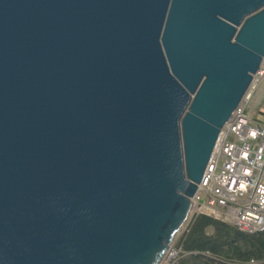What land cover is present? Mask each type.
Here are the masks:
<instances>
[{"label":"water","instance_id":"water-1","mask_svg":"<svg viewBox=\"0 0 264 264\" xmlns=\"http://www.w3.org/2000/svg\"><path fill=\"white\" fill-rule=\"evenodd\" d=\"M263 59L264 0H0V264H161Z\"/></svg>","mask_w":264,"mask_h":264},{"label":"built area","instance_id":"built-area-1","mask_svg":"<svg viewBox=\"0 0 264 264\" xmlns=\"http://www.w3.org/2000/svg\"><path fill=\"white\" fill-rule=\"evenodd\" d=\"M263 79L264 59L242 103L220 132L206 171L217 178L205 174L192 199L193 216L207 215L248 234L264 231V125L255 123L246 111ZM174 243L161 264H180L183 253Z\"/></svg>","mask_w":264,"mask_h":264},{"label":"trees","instance_id":"trees-1","mask_svg":"<svg viewBox=\"0 0 264 264\" xmlns=\"http://www.w3.org/2000/svg\"><path fill=\"white\" fill-rule=\"evenodd\" d=\"M176 246L180 264H264V231L244 233L207 215H194Z\"/></svg>","mask_w":264,"mask_h":264},{"label":"rangeland","instance_id":"rangeland-1","mask_svg":"<svg viewBox=\"0 0 264 264\" xmlns=\"http://www.w3.org/2000/svg\"><path fill=\"white\" fill-rule=\"evenodd\" d=\"M246 111L255 123L264 125V79L256 88L250 102L246 105ZM202 202H205V198H202ZM193 214L194 213H191V219L193 217ZM185 229L181 232V234L185 231ZM180 235L178 236V238L180 237ZM178 238L176 239V241L178 240ZM176 241L174 243L175 245Z\"/></svg>","mask_w":264,"mask_h":264},{"label":"bare ground","instance_id":"bare-ground-1","mask_svg":"<svg viewBox=\"0 0 264 264\" xmlns=\"http://www.w3.org/2000/svg\"><path fill=\"white\" fill-rule=\"evenodd\" d=\"M204 211H206V210H204ZM192 212H193V205H192ZM192 212H191V213H192Z\"/></svg>","mask_w":264,"mask_h":264}]
</instances>
